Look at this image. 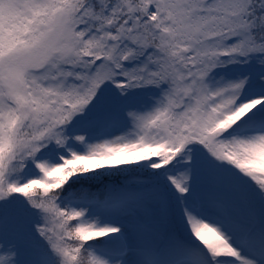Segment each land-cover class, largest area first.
<instances>
[{"label":"snow or ice","instance_id":"snow-or-ice-1","mask_svg":"<svg viewBox=\"0 0 264 264\" xmlns=\"http://www.w3.org/2000/svg\"><path fill=\"white\" fill-rule=\"evenodd\" d=\"M0 264H264V0H0Z\"/></svg>","mask_w":264,"mask_h":264}]
</instances>
